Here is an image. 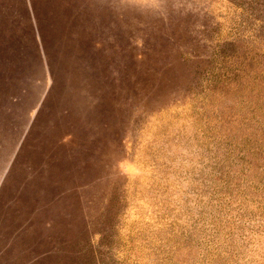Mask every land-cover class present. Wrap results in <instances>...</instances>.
I'll use <instances>...</instances> for the list:
<instances>
[{"label":"rangeland","instance_id":"374dc122","mask_svg":"<svg viewBox=\"0 0 264 264\" xmlns=\"http://www.w3.org/2000/svg\"><path fill=\"white\" fill-rule=\"evenodd\" d=\"M27 2L0 264H264V0Z\"/></svg>","mask_w":264,"mask_h":264},{"label":"crops","instance_id":"0c3cea01","mask_svg":"<svg viewBox=\"0 0 264 264\" xmlns=\"http://www.w3.org/2000/svg\"><path fill=\"white\" fill-rule=\"evenodd\" d=\"M7 2V0H0V20L4 24L3 28L0 29V55L10 58L11 52L16 50L15 47H18L19 44L25 49L23 43H26L28 38L37 43L39 31L35 32L34 30L33 16L30 14L27 0H18L17 2L18 6L20 5V7L17 6V10L21 19L16 25H13L14 16L11 10L15 5L7 4ZM27 16L29 28H27ZM18 67L21 68L19 65Z\"/></svg>","mask_w":264,"mask_h":264}]
</instances>
